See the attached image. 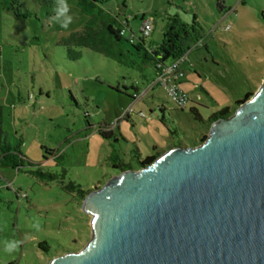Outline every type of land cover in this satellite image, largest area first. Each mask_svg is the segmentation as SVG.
<instances>
[{"label": "rangeland", "instance_id": "rangeland-1", "mask_svg": "<svg viewBox=\"0 0 264 264\" xmlns=\"http://www.w3.org/2000/svg\"><path fill=\"white\" fill-rule=\"evenodd\" d=\"M66 2L73 20L63 29L55 21L57 0H0L1 128L24 156L18 168L0 165V264H48L80 249L91 235L81 191L117 172L113 158L136 168L155 150L198 142L212 112L234 106L264 77V0H223L224 14L216 0H105L104 11L127 18L126 37L134 34V42L142 15L152 25L145 38L152 44L166 19L190 23L195 15L201 45L182 53L191 64L180 82L189 97L183 108L147 84L152 68L139 56L131 55L138 62L131 66L72 47L78 59L70 60L61 38L87 15L76 0ZM132 85L140 88L135 100ZM106 124H113L109 137L97 132ZM9 243L16 244L11 252Z\"/></svg>", "mask_w": 264, "mask_h": 264}, {"label": "water", "instance_id": "water-1", "mask_svg": "<svg viewBox=\"0 0 264 264\" xmlns=\"http://www.w3.org/2000/svg\"><path fill=\"white\" fill-rule=\"evenodd\" d=\"M152 154L83 197L89 240L48 264H264V77L203 141Z\"/></svg>", "mask_w": 264, "mask_h": 264}, {"label": "trees", "instance_id": "trees-1", "mask_svg": "<svg viewBox=\"0 0 264 264\" xmlns=\"http://www.w3.org/2000/svg\"><path fill=\"white\" fill-rule=\"evenodd\" d=\"M76 2L80 6L81 11L87 15V20L80 29L72 31L61 38V42L67 46L68 58L72 61L78 59V52L73 51L72 47H86L110 57L119 63L131 66H135L138 63L131 55L139 56L141 61H146L151 65L152 76L147 81V84H150L157 77L159 65H165L181 55L185 50L201 45V42L197 43L198 36L194 32L198 27L195 15H193L190 23L182 22L177 16L166 19L162 29L161 40L153 45L139 35H137V42H134L133 38L135 35L132 33L127 38L125 36L127 32L126 27L130 31L127 18H124L122 22L116 16L104 11L102 4L105 0H76ZM222 2L223 0H216V8L220 13L224 14L229 11V7L222 5ZM141 18L143 19V15ZM121 31L124 33L122 34ZM148 44L152 45V48H149V50L146 48ZM124 89H126L125 85ZM131 89L132 98L135 100L140 88L132 85ZM250 94L251 91L246 92L243 99L247 98ZM243 99H238L231 108L225 106L212 112L206 121L203 120L195 107H189V109L194 113V118L205 122V130L208 132V127L212 120L229 115L234 110L236 104ZM127 114L128 112H126ZM2 116V106L0 104V165L18 168L22 165L24 156L18 145H12L7 141L1 128ZM110 125L113 124H106L104 126V128L106 127L105 129L99 128L97 132L104 137H109L110 134H113V129L107 128ZM204 131L200 134L198 142L206 138ZM48 151L49 154L52 153L51 149ZM159 152L160 150H155V153ZM154 157V154L147 155L139 159V163L149 162ZM111 167L118 171L131 166L116 156L112 160ZM89 191L90 189L81 191V197L83 198ZM41 247L45 248L44 246Z\"/></svg>", "mask_w": 264, "mask_h": 264}, {"label": "built area", "instance_id": "built-area-1", "mask_svg": "<svg viewBox=\"0 0 264 264\" xmlns=\"http://www.w3.org/2000/svg\"><path fill=\"white\" fill-rule=\"evenodd\" d=\"M151 28L152 25L150 21L143 18L139 28V36L144 39L147 38L150 35ZM121 33L123 34L124 32L121 31ZM150 48H152V46ZM184 64L190 65V61L188 56L185 57L184 54H181L171 62L165 65H159L157 77L155 81L151 82L152 86L156 85L163 88L169 95L172 103L177 107H184L189 100L186 91L182 89L180 84L184 76ZM139 114L141 116L145 115L143 112Z\"/></svg>", "mask_w": 264, "mask_h": 264}, {"label": "clouds", "instance_id": "clouds-1", "mask_svg": "<svg viewBox=\"0 0 264 264\" xmlns=\"http://www.w3.org/2000/svg\"><path fill=\"white\" fill-rule=\"evenodd\" d=\"M73 20L72 15H70V9L66 0H57L55 7V21L63 29H68ZM16 247L15 243H9L6 245L5 250L11 252L13 248Z\"/></svg>", "mask_w": 264, "mask_h": 264}, {"label": "crops", "instance_id": "crops-1", "mask_svg": "<svg viewBox=\"0 0 264 264\" xmlns=\"http://www.w3.org/2000/svg\"><path fill=\"white\" fill-rule=\"evenodd\" d=\"M144 18V17H143ZM140 28V27H139ZM138 35H139V29H138ZM125 36H126V34H125ZM133 41H134V39H133ZM150 44H152V43H150ZM154 45V44H153ZM190 61V60H189ZM189 66H191V64L189 65ZM185 67V66H184ZM186 68V67H185ZM185 68H184V76H183V78L185 77ZM187 69H188V67H187ZM182 78V79H183ZM183 89V88H182ZM140 90V89H139ZM184 90V89H183ZM147 91V89L144 91V92H146ZM185 91V90H184Z\"/></svg>", "mask_w": 264, "mask_h": 264}]
</instances>
